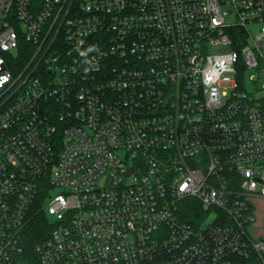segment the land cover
Returning <instances> with one entry per match:
<instances>
[{
    "label": "built area",
    "instance_id": "built-area-1",
    "mask_svg": "<svg viewBox=\"0 0 264 264\" xmlns=\"http://www.w3.org/2000/svg\"><path fill=\"white\" fill-rule=\"evenodd\" d=\"M263 92L264 0H0V264H264Z\"/></svg>",
    "mask_w": 264,
    "mask_h": 264
},
{
    "label": "trees",
    "instance_id": "trees-1",
    "mask_svg": "<svg viewBox=\"0 0 264 264\" xmlns=\"http://www.w3.org/2000/svg\"><path fill=\"white\" fill-rule=\"evenodd\" d=\"M264 112V108H263ZM41 200L31 211L29 220L23 230L22 237L25 245L24 264H37L36 246L42 241L49 238L51 226L47 215L39 207Z\"/></svg>",
    "mask_w": 264,
    "mask_h": 264
},
{
    "label": "rangeland",
    "instance_id": "rangeland-1",
    "mask_svg": "<svg viewBox=\"0 0 264 264\" xmlns=\"http://www.w3.org/2000/svg\"><path fill=\"white\" fill-rule=\"evenodd\" d=\"M228 50L227 47H222V48H216L213 49V53H224ZM251 89H253V84L249 86ZM259 96H262L264 98V92L259 94ZM259 207H260V217H261V222L260 226L258 227V235L263 236L264 239V200L259 202Z\"/></svg>",
    "mask_w": 264,
    "mask_h": 264
}]
</instances>
